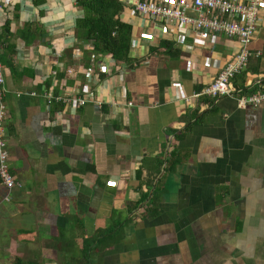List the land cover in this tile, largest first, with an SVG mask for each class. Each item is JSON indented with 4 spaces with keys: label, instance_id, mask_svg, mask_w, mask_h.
I'll return each instance as SVG.
<instances>
[{
    "label": "crops",
    "instance_id": "1",
    "mask_svg": "<svg viewBox=\"0 0 264 264\" xmlns=\"http://www.w3.org/2000/svg\"><path fill=\"white\" fill-rule=\"evenodd\" d=\"M80 17L75 0H0L3 134L19 184L6 201L0 181V264H264V108L194 96L237 40L173 43L123 10L131 64L119 76L77 37ZM251 48L237 88L264 80V21ZM85 86L100 103L39 95ZM167 154L180 164L164 170Z\"/></svg>",
    "mask_w": 264,
    "mask_h": 264
},
{
    "label": "built area",
    "instance_id": "2",
    "mask_svg": "<svg viewBox=\"0 0 264 264\" xmlns=\"http://www.w3.org/2000/svg\"><path fill=\"white\" fill-rule=\"evenodd\" d=\"M263 6L262 0H125L123 2V10L131 11L134 17L140 18L141 22H149L159 32L167 33V37L173 43L182 42L188 34L205 36L206 42H209V38L214 34H222L228 39L237 40L239 49L210 82L194 92V96L211 99L234 97L239 108H264V88L246 92L232 83V79L245 69L249 59L254 55L251 43L258 26L264 21ZM108 55L114 70L121 76L127 64L116 61L111 54ZM135 65L136 63L132 64ZM103 67L105 73H109L108 66L103 64ZM68 72L71 70L69 69ZM84 90H87L84 96L73 98L54 95L48 88L42 90L39 95L46 100L47 105L53 102L60 104L71 102L74 106H82L88 101L100 103L87 86ZM4 92V67L0 60V181L7 192L4 200L9 201L12 190L19 184L9 170L7 141L3 134V123L7 115ZM29 94L37 95L35 91ZM128 104L130 105L131 102Z\"/></svg>",
    "mask_w": 264,
    "mask_h": 264
},
{
    "label": "trees",
    "instance_id": "3",
    "mask_svg": "<svg viewBox=\"0 0 264 264\" xmlns=\"http://www.w3.org/2000/svg\"><path fill=\"white\" fill-rule=\"evenodd\" d=\"M75 3L82 11V17L76 20L77 37L92 42L95 51L111 54L116 61L130 65L128 54L131 26L119 19V14L123 10L121 0H75ZM260 88H264V80L250 88H243V90L253 92ZM188 128L189 126L176 137L181 138ZM180 162V159L167 154L163 159L164 170L173 169ZM154 211L157 213L158 209L155 208ZM86 252L88 251L82 250L85 255L88 254Z\"/></svg>",
    "mask_w": 264,
    "mask_h": 264
}]
</instances>
